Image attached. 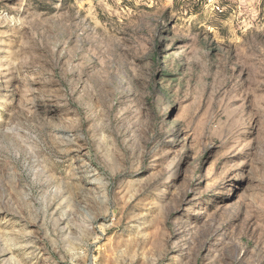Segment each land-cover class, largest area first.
<instances>
[{
    "label": "rangeland",
    "instance_id": "rangeland-1",
    "mask_svg": "<svg viewBox=\"0 0 264 264\" xmlns=\"http://www.w3.org/2000/svg\"><path fill=\"white\" fill-rule=\"evenodd\" d=\"M0 264H264V0H0Z\"/></svg>",
    "mask_w": 264,
    "mask_h": 264
},
{
    "label": "bare ground",
    "instance_id": "bare-ground-1",
    "mask_svg": "<svg viewBox=\"0 0 264 264\" xmlns=\"http://www.w3.org/2000/svg\"><path fill=\"white\" fill-rule=\"evenodd\" d=\"M260 135V134H259Z\"/></svg>",
    "mask_w": 264,
    "mask_h": 264
}]
</instances>
